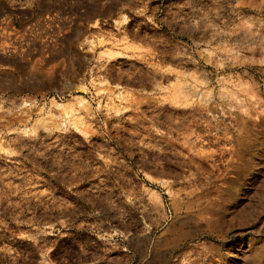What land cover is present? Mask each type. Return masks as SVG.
Listing matches in <instances>:
<instances>
[{
	"label": "rangeland",
	"instance_id": "rangeland-1",
	"mask_svg": "<svg viewBox=\"0 0 264 264\" xmlns=\"http://www.w3.org/2000/svg\"><path fill=\"white\" fill-rule=\"evenodd\" d=\"M0 264H264V0H0Z\"/></svg>",
	"mask_w": 264,
	"mask_h": 264
},
{
	"label": "bare ground",
	"instance_id": "bare-ground-1",
	"mask_svg": "<svg viewBox=\"0 0 264 264\" xmlns=\"http://www.w3.org/2000/svg\"><path fill=\"white\" fill-rule=\"evenodd\" d=\"M94 22H95V20H94ZM74 89H75V90H82V91H84V90H85V84H84L83 82H80V83H78L77 86H75ZM56 106H58L59 108H61V107L63 106V104L58 102V103L56 104ZM13 183H14V182H13Z\"/></svg>",
	"mask_w": 264,
	"mask_h": 264
}]
</instances>
